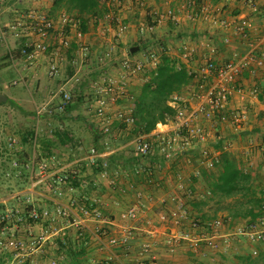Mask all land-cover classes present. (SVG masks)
I'll return each mask as SVG.
<instances>
[{
  "label": "crops",
  "instance_id": "1",
  "mask_svg": "<svg viewBox=\"0 0 264 264\" xmlns=\"http://www.w3.org/2000/svg\"><path fill=\"white\" fill-rule=\"evenodd\" d=\"M8 1L0 3L1 12L6 6L5 9L8 10L7 16L0 14V27L11 49L24 47L26 43L38 39L35 31L31 30L23 31L17 37L10 32L9 24L17 12L34 10L52 20L53 26L44 40L47 45L44 51H39L31 59L21 55L8 65H4L5 59L2 56L6 48L0 39V93L4 92L6 96L3 99L4 95L0 94V111L10 109L9 107L17 108L26 113L25 117L29 116V111L25 110L31 102L29 98L16 96L10 92L5 82L9 83L10 80V84L15 82L13 84L24 85L31 96L32 87L41 86V83L48 80L42 88L44 87L43 94L47 97L49 109L38 116L47 127L39 132L51 142L55 154L52 161H44L51 167L57 166L60 172L72 169L78 172L76 185H73L72 190L58 185L61 194L52 198L66 201L71 195L78 199L76 213L80 215L83 227L75 230L71 226L61 225L57 235L47 238L45 242L44 250L50 253L45 254L47 258L57 257L60 264L70 261L65 253L57 250L56 238H64L65 234L74 240L79 235L82 236L84 253L72 260L75 264H101L107 256V248L113 249L126 264H132L137 249L145 241L153 245V251L143 256L146 264H230L235 252L251 251L252 247L260 249L261 241L251 243L239 233L229 241L227 247L222 244L220 237L223 233L233 232L247 221L240 219L229 223L225 220L227 210L209 209L212 201L209 200L207 177L217 173L214 164L222 152H229L236 158L239 167L252 173L254 183L261 186L264 197L263 69L254 76L243 71L236 78L242 86L243 94L231 92L226 110L214 120H205L199 116L198 123L204 126V140L198 142L192 138L189 146L175 148L168 158L156 152L136 158L132 150L134 137L125 139L128 133L124 129L126 126L114 118L105 131L101 119L95 116L93 109L99 97V85L106 76H112L118 81L124 79L128 89L139 84L142 71L149 66L132 75L122 64L125 59L131 62L145 60L146 54L153 52L148 46L153 44L154 39L167 38L171 53L179 58L188 71L197 75L200 67L205 64L206 57L212 53L215 59L228 60L233 57L234 52L245 51L250 43L257 45V39L264 33V0H192L190 4L188 0H97L98 5L106 9L98 15L87 17L85 31L79 29L76 12L63 7L53 11L54 0H39L36 3L31 0ZM13 4L17 9L12 7ZM61 12L71 15L75 25L61 22ZM213 18L231 19V27L220 26L213 22ZM247 20L251 21L252 30L249 38L241 41L232 25H239ZM77 31L81 32L80 36H77ZM223 35L230 37L228 43L222 42ZM62 36L69 39L66 47L60 43ZM135 42L146 44L149 49L128 54L127 50L130 52V47ZM211 46L214 52L210 51ZM260 48L264 46L259 44L256 47ZM71 53L72 57L69 58ZM56 54L64 58L63 65L57 75L49 77L46 72L47 64ZM114 64H117L116 68L113 67ZM8 68L13 70L9 72ZM11 74H15V77L13 75L14 78L8 80ZM194 79L195 77L193 84ZM64 92L70 94L71 108L68 111L59 108ZM14 97L15 102H20L18 105H5L9 98ZM187 101L189 109L197 103L193 97L187 98ZM120 107L125 109L126 103L117 101L115 106H110V115L113 117V113ZM230 110H243L246 117L240 123H234L230 119ZM55 125L71 131L73 138L70 144L64 147L52 135ZM177 128L174 119L156 124L148 134L171 136ZM91 146H96L99 162L107 164V177L98 176V171H93V167L86 163ZM68 157L70 158L67 159ZM208 160L212 162L211 167L207 165ZM143 170H150V175L143 174ZM121 188H125V191L122 192ZM136 192L140 193L139 197L135 196ZM86 196L101 198L104 204L100 207L107 221L81 216L82 207L90 202L83 199ZM34 198L37 199L35 203L38 206L48 205L53 208L51 200L38 196ZM202 199L204 203L199 211L194 209L192 205ZM132 202H137L139 206L136 219H130L126 213L127 204ZM179 203L184 209L179 223L175 224L170 219L165 222L158 219L159 213L177 209ZM203 213H214L215 217L222 218L226 223L225 228L218 229L220 234L216 236L219 248L209 247L204 240L197 238L198 249L195 250L188 240L179 239L175 249L168 251L163 239L169 234L178 235L182 231L197 232L198 230L191 228L190 223L193 222L194 215ZM95 227H100L102 234H95ZM122 227L133 230V236L125 246L115 242ZM34 230L37 231V228Z\"/></svg>",
  "mask_w": 264,
  "mask_h": 264
},
{
  "label": "built area",
  "instance_id": "2",
  "mask_svg": "<svg viewBox=\"0 0 264 264\" xmlns=\"http://www.w3.org/2000/svg\"><path fill=\"white\" fill-rule=\"evenodd\" d=\"M36 3L39 0H31ZM53 1V0H49ZM116 0H109L113 2ZM189 4L192 0L187 1ZM253 5L251 2L249 3ZM17 12V11H16ZM170 12V11H169ZM30 20V21H28ZM59 20L63 23L71 22L75 25L71 15L61 12ZM214 23L225 28L231 27V19L213 18ZM73 21V22H72ZM53 22L44 14H37L32 11H21L14 15L13 21L9 24V30L14 36H19L23 31H35L38 36L37 40L28 42L22 47V54L31 59L36 57L39 51L46 49L44 42L52 28ZM234 32L241 38V41L247 40L252 30V23L247 20L239 25H232ZM77 36L81 35L80 31L76 32ZM223 43H228L230 37L223 35L221 37ZM0 39L5 45L8 53V58L12 62L14 60L12 49L6 42V35L0 27ZM257 45L249 44L242 53L234 52L233 57L228 60H218L213 57L212 53L206 57L205 64L200 67L199 74L192 72L195 77V86L186 87L183 92H174L171 95L169 103L176 108L175 121L178 125L176 132L171 136L164 134H137L132 141V150L135 154L142 156L157 152L168 158L175 148H184L190 145L191 139L202 142L205 138L203 127L199 116L205 120H214L226 110L228 104V96L235 91L238 94H243L242 86L238 84L236 78L247 71L254 76L260 69L264 70V48L256 49L259 44L264 46V33L257 39ZM60 43L66 47L69 44V39L62 36ZM213 51V47H210ZM61 57V58H59ZM157 56L153 52H148L145 60H137L131 62L128 59L123 61V68L128 70L132 75L138 74L143 67L154 64ZM64 58L56 54L47 64V75L54 77L59 73L60 66L63 65ZM75 61V58L73 59ZM15 83V82H14ZM124 79L117 80L112 76H106L103 82L99 85V97L94 104V114L101 119L102 128L106 131L110 122L116 118L123 122L126 127H130L133 123V117L129 111L120 107L110 115V106H115L117 100H123L127 95ZM188 96V97H187ZM193 97L197 101L194 107L188 108L187 98ZM70 100V94L64 92L61 96L59 108ZM230 119L234 123H240L245 117L246 112L243 110L229 111ZM199 120V121H198ZM184 129V130H182ZM17 138L14 135L7 137L9 146L17 144ZM106 143V142H105ZM99 153L92 147L89 149L87 164L95 161ZM208 166H212L211 160L207 162ZM107 164L104 162L102 168L98 171V176L107 177ZM148 173H151L148 170ZM78 172L72 169L69 172H60L57 166L51 167L48 162H41L37 169L33 170V163L30 167V182L26 191L22 194H13L11 199H15L17 204L14 206L5 205L0 210V263L1 264H59L58 260L49 257L41 258L39 253L44 250L47 238L57 235L61 225H67L78 230L83 227L80 215L76 213V203L78 199L69 196L66 201L60 198H52L57 194L60 196L61 190L58 185H64L67 190H72L69 184V177H77ZM122 192L125 188H121ZM49 199L53 203V208L48 205L38 206L34 201V197ZM136 197L140 196L139 192L135 193ZM23 197V198H22ZM82 199V198H81ZM85 201L89 200V205H84L81 209L83 217H94L101 221H107V217L102 213L101 205L103 201L97 196H86ZM138 203L132 202L127 204L126 213L130 219H136L138 214ZM184 215V209L181 203L177 209L169 212H161L158 214V219L162 222L170 219L175 224L179 223L180 218ZM47 223V224H46ZM191 228L197 232L182 231L178 235L169 234L163 242L166 244L168 251L172 252L176 247V242L179 239H186L190 242L195 250H197V238L204 240V243L214 249L219 248L220 244L216 240V236L220 234L218 229L225 228L226 223L220 217L209 219L203 226H199L195 222L190 223ZM37 228V231L34 229ZM35 231V232H34ZM94 233L102 234L100 227L94 228ZM237 233L242 234L251 242L264 240V216L258 217L255 221L246 222L243 225L236 227L233 232L227 231L220 237V241L227 247L229 241L235 238ZM133 236V230L129 227H122L119 230V236L115 242L125 246L128 239ZM195 236V237H193ZM153 245L145 241L137 249L136 255L133 258L132 264H146L144 254H150L153 250ZM258 249L251 248V253L256 254ZM102 264H126L113 249L107 248V256Z\"/></svg>",
  "mask_w": 264,
  "mask_h": 264
},
{
  "label": "trees",
  "instance_id": "3",
  "mask_svg": "<svg viewBox=\"0 0 264 264\" xmlns=\"http://www.w3.org/2000/svg\"><path fill=\"white\" fill-rule=\"evenodd\" d=\"M62 7L77 13L76 18H79V29L81 31L86 30L88 16L98 15L106 9L104 6H99L97 0H54L52 2L53 11ZM135 45H138L139 48L133 52H129L128 49V54L133 55L139 50H146L150 47L153 53L156 54L157 60L142 71L139 84L131 89L126 88V97L123 100H117L126 103L125 109L133 117L132 125L124 128L128 131L126 140L135 137L137 134L149 133L158 123L164 124L174 120L176 108L169 103L172 93L183 92L186 87L194 88L195 86L192 82V72L188 71L179 58L171 53L167 38L154 39L153 44L148 47L140 42L132 44V46ZM21 49L22 47L12 49L13 58L23 55ZM8 56L7 51H5L2 56L5 59L4 65L10 63ZM70 57H72V53L69 55ZM260 96L262 97V95ZM70 102L71 100L62 106L63 111H68L71 108ZM31 114L38 118V114H35V112ZM124 126L126 125L124 124ZM17 133L18 142L15 146H9L7 138L0 142V181L9 182L7 185L9 191L27 188L30 182L32 163L35 171L45 159L52 161L55 154L51 142L47 140L43 133L37 132L32 123L19 128ZM9 135L11 134H7V137ZM52 135L64 147L70 144L73 138L68 128L59 125L53 127ZM92 147L97 150L96 146L90 148ZM133 155L139 158L149 154L142 156L133 152ZM101 162L96 157L95 161L90 164L93 167L92 170L99 171L103 165ZM214 165L217 173L207 177V186L210 191L209 200L212 201L209 209L214 211L217 209L227 210L225 220H228L229 223L240 219L247 222L255 221L262 216L264 214L263 190L259 184L254 183L252 173L239 167L236 158L226 151L222 152ZM142 172L148 176L150 175L148 170ZM75 178L77 177H69L71 187L76 185ZM202 203H204L203 199L192 206L199 211L203 205ZM6 204L0 200V210ZM193 217V222L203 226V223L215 217V214L203 213ZM81 237V235L77 237L79 241L66 234L64 238H56L57 250L65 253L70 259V261L67 260L66 264H75L72 260L84 253V242ZM259 248L256 254H252L250 250L235 252L232 255L230 264H264V240L261 241ZM41 254L44 255L41 256ZM45 254L49 255L50 253L43 250L38 256L46 258L47 255L45 256ZM54 258L57 259V257Z\"/></svg>",
  "mask_w": 264,
  "mask_h": 264
},
{
  "label": "rangeland",
  "instance_id": "4",
  "mask_svg": "<svg viewBox=\"0 0 264 264\" xmlns=\"http://www.w3.org/2000/svg\"><path fill=\"white\" fill-rule=\"evenodd\" d=\"M7 1L8 0H0V3L1 2L5 3ZM13 2H17V1L15 0ZM12 7L13 8L15 7V9H17L16 8L17 6H14V4L12 5ZM5 8H3L2 12L0 10V14L2 13V15L7 16V14H8L7 11L8 10L5 9ZM113 67L116 68L117 64H114ZM12 68L14 69L13 66H12ZM12 68H8V71L10 72L11 70H13ZM13 75L15 77V74H11L9 76L8 80ZM14 77H12V78H14ZM44 77L46 78L45 75H44ZM16 79H18V76L16 77ZM47 82H48V80L44 81V83H41V86L32 87L31 88L32 90H30L31 96H29V93H28L29 89L27 90V88L24 85H22V84L21 85L20 84L16 85V84H13L14 82L12 84H10V80H9V83L5 82V85L10 90V92L12 91L13 93H15L16 96L19 95L23 99H24V97L25 98H29V101H31V102H30L29 105H27L28 108L25 109V110L29 111L28 112L29 113L28 117L24 116V114H26L25 112H22L21 110H19L17 108L9 107L10 109L6 108L8 111L7 110L0 111V142H2L3 140H5L7 138V133L8 134H13L17 138L18 137L17 130L19 128L25 126V124H31L32 123L37 132H39L41 130H44L47 127L45 125V122L43 121V119L41 117L40 118L39 117L35 118L34 115L31 114L32 112L33 113L35 112V114H39L38 116H41L42 114H44V112L47 109H49V106H47L48 103H46V98L47 97H46L45 94H43V92L45 91L44 87L42 88V86L44 84H46ZM2 89H4V88H2ZM40 89L42 91H40ZM37 90H38V92H37ZM0 94L5 96L4 92H1ZM15 101H16L15 97L13 99L9 98L7 100V102L5 103V105H8V106L9 105H11V106L13 105L14 106V105H18V103H20V102H15ZM51 124H53V122ZM11 132H13V133H11ZM8 184H9V182H5L3 180L0 181V200H2L3 202L7 203L6 205L14 206L15 204H17V202H16L15 199H11V196L13 194H22L24 191L27 190L28 187L24 188V189H21V190L9 191L7 189V185ZM34 201H37V199L34 198Z\"/></svg>",
  "mask_w": 264,
  "mask_h": 264
},
{
  "label": "water",
  "instance_id": "5",
  "mask_svg": "<svg viewBox=\"0 0 264 264\" xmlns=\"http://www.w3.org/2000/svg\"><path fill=\"white\" fill-rule=\"evenodd\" d=\"M138 49V46H132L130 47V52H133L134 50ZM3 99H5V96H2Z\"/></svg>",
  "mask_w": 264,
  "mask_h": 264
}]
</instances>
